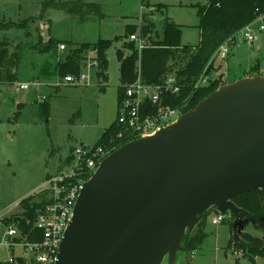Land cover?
Wrapping results in <instances>:
<instances>
[{
    "label": "rangeland",
    "instance_id": "rangeland-1",
    "mask_svg": "<svg viewBox=\"0 0 264 264\" xmlns=\"http://www.w3.org/2000/svg\"><path fill=\"white\" fill-rule=\"evenodd\" d=\"M46 1L0 0V21L37 18L28 23V30L1 32L11 40L13 50L16 44L21 45L16 81L31 80L38 84L19 92L14 90L13 84H0V218L5 221L20 214L21 199L29 195L38 198L46 193L49 199L55 182L68 179L66 176L71 173L72 166L70 155L74 149L81 145L95 146L103 130L116 120L120 85L116 49L130 53L125 47L131 41L129 35H123L125 26H136L135 34H138L140 26L151 20L153 33L161 37L164 21L169 18L181 26V43L196 45L199 41L196 6L206 4L208 0H144L143 8L142 0H82L88 5L81 12L75 4L79 0H51L53 3L44 8ZM83 11L91 14L82 17ZM261 22L264 24V20ZM261 22L252 25L257 39L251 45L239 42L238 34L233 42H229L226 58L216 53L211 56L212 69L204 75L206 80L201 84L215 81L221 85L245 77L240 75L246 73L248 76L264 75V29H257ZM49 36L90 44L79 71L87 75L85 82L67 83L65 76L50 80L36 77L46 60L62 59L69 47L65 43V49L57 48L58 57L39 53L36 49L39 37L46 42ZM100 38H115L106 51L105 81L97 76L92 46ZM73 176L76 180L82 175L76 173ZM216 216L215 209L206 211L202 244L196 250L179 252L175 264H264L261 256L251 260L231 241L232 217L217 221ZM7 222H0V242L11 225ZM240 231L262 237L264 220L252 222L243 216ZM20 254L21 248L15 247L11 252L0 244V260L6 261L9 256ZM161 264H167L166 258Z\"/></svg>",
    "mask_w": 264,
    "mask_h": 264
},
{
    "label": "water",
    "instance_id": "water-1",
    "mask_svg": "<svg viewBox=\"0 0 264 264\" xmlns=\"http://www.w3.org/2000/svg\"><path fill=\"white\" fill-rule=\"evenodd\" d=\"M264 187V75L220 85L154 134L109 153L79 190L55 264H175L213 208Z\"/></svg>",
    "mask_w": 264,
    "mask_h": 264
},
{
    "label": "trees",
    "instance_id": "trees-1",
    "mask_svg": "<svg viewBox=\"0 0 264 264\" xmlns=\"http://www.w3.org/2000/svg\"><path fill=\"white\" fill-rule=\"evenodd\" d=\"M51 3L53 1L48 0L44 3L43 7L51 5ZM75 4H77L76 7L80 12L83 7L88 5L82 0L75 2ZM66 5L64 4V6ZM196 8L198 16L197 27L199 30V41L196 45L182 44L180 40L181 26L166 18L161 37L153 33L154 23L152 21H148L140 26L138 35L144 38L147 43L140 52L137 51L133 41L125 44V47L130 50L128 54H125L120 48L116 49L120 78V85L117 90V103L123 96L124 87L133 82L139 73L143 82L159 87L163 85L169 75H175L178 80L177 85L179 89L175 93L164 91L162 96L163 104L173 108L178 107L182 113L194 108L200 100L220 86L215 81L205 85L196 84L201 76H204L212 69L211 56L229 36L259 15H264V0H208L206 4L197 5ZM90 14L91 12L83 11L82 17ZM36 19L34 18V20ZM34 20L30 18L18 22L11 20L0 21V84H12L18 80L17 67L21 59V45L16 44L13 50L11 40L6 38V36H2L1 32L9 29L28 30V23ZM136 29V26L127 24L124 36L135 33ZM47 39L46 42H43L39 37L36 49L39 53L49 54L51 58L58 57L56 49L59 43H66L69 47L62 59L57 58L53 62L46 60L36 77L50 80L56 77L60 79L69 74H78L84 63L86 51L90 47V44L62 41L52 36H49ZM114 40L115 38H100L92 44L96 55L97 76L104 81L107 80L108 61L106 51ZM45 103H42V105ZM145 108L146 111L154 110V107H150L149 103L145 105ZM43 112L46 113L45 108H43ZM119 133L121 136H118ZM132 139L134 137L130 135V132L123 129L115 120L102 132L96 142V146H103L111 153ZM81 175V178L84 180L89 177L88 172H84ZM70 180L74 179H66L64 182ZM46 194L38 198L29 195L21 199L19 203L22 211L17 216H10L8 219L9 223L18 227L28 242H38L41 239L42 234L40 230L35 228L34 220L36 209L49 201L46 198ZM232 200L238 207L244 210L241 217L247 216L252 222L264 220V187L239 194L233 197ZM205 213H203L194 234L191 235L186 232L183 235L181 244L185 246L186 251L196 250L202 244L205 237L202 230ZM231 217L233 219L232 215ZM240 229L241 225L239 227V236H242V239L237 242L233 239L231 241L251 260L256 256H261L264 259V235L262 237H255L241 232ZM0 264L9 263L0 260ZM13 264L35 263L32 259L18 257Z\"/></svg>",
    "mask_w": 264,
    "mask_h": 264
},
{
    "label": "built area",
    "instance_id": "built-area-1",
    "mask_svg": "<svg viewBox=\"0 0 264 264\" xmlns=\"http://www.w3.org/2000/svg\"><path fill=\"white\" fill-rule=\"evenodd\" d=\"M261 20H264V15H259L229 36L214 53L223 59L226 58L229 53L228 44L233 42L238 34H240L239 42L251 45L257 39V34L253 31L252 25L256 21L261 22ZM257 29L259 31L264 29L263 22L257 26ZM129 39L135 43L138 52L147 45L146 40L138 34H130ZM58 48L60 50L65 49V44L59 43ZM86 79L87 75L82 72L69 74L64 77V81L67 83L85 82ZM205 80L206 78L201 76L196 84H201ZM177 81L175 75H169L162 86H153L143 82L140 73L137 74L133 82L124 87L123 96L117 103L116 123L129 131L130 135L135 139L152 135L160 128L175 122L179 117H174L176 115L180 116L182 111L178 107L173 108L164 105L162 96L164 91L177 92L179 89ZM12 84L14 90L18 92L38 85L31 80L15 81ZM147 103H149L150 107H154V110L146 111L145 105ZM118 136H121V134L119 133ZM109 153V150L103 146L81 145L75 148L70 155V161L72 162L71 173L66 177L73 179V174H83L84 172H88L90 177L99 163ZM84 181V179L77 176L76 180L68 182H64V179H61L51 187L49 201L35 211L34 226L42 234L38 242L26 241L14 224L7 227L0 244L11 252H13L15 247H19L22 249V254L11 255L5 262L13 264L18 257H23L32 259L35 264H55L60 241L72 216L74 203ZM229 217H231L229 212L221 213L217 211V221H222Z\"/></svg>",
    "mask_w": 264,
    "mask_h": 264
},
{
    "label": "crops",
    "instance_id": "crops-1",
    "mask_svg": "<svg viewBox=\"0 0 264 264\" xmlns=\"http://www.w3.org/2000/svg\"><path fill=\"white\" fill-rule=\"evenodd\" d=\"M148 1H149V0H148ZM88 3H90V2H88ZM91 3H93V2H91ZM96 4H97V3H96ZM144 5H145V4H144V0H142V8L144 7ZM99 7H100V6H99ZM150 21H151V20H150ZM123 35H124V34H123ZM113 39H114V38H113ZM245 72H247V71H245ZM240 76H248V75H247V73H246V74H243V75H240ZM44 113H45V112H44ZM105 129H106V128H105ZM105 129H104V130H105ZM104 130H103V131H104ZM101 134H102V133H101ZM0 211H2L1 208H0ZM9 218H10V217H9ZM9 218H7V220H8ZM3 219H4V218H2V219L0 218V222L3 221V222L6 224V221H7V220L5 221V220H3ZM7 224H11V223L7 222ZM202 230H203V227H202Z\"/></svg>",
    "mask_w": 264,
    "mask_h": 264
}]
</instances>
